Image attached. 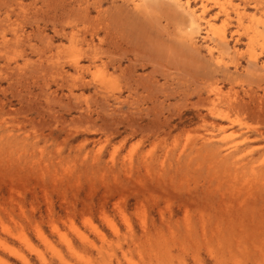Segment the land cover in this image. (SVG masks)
Listing matches in <instances>:
<instances>
[{
    "label": "rangeland",
    "instance_id": "obj_1",
    "mask_svg": "<svg viewBox=\"0 0 264 264\" xmlns=\"http://www.w3.org/2000/svg\"><path fill=\"white\" fill-rule=\"evenodd\" d=\"M263 36L264 0H0V264H264Z\"/></svg>",
    "mask_w": 264,
    "mask_h": 264
},
{
    "label": "bare ground",
    "instance_id": "obj_2",
    "mask_svg": "<svg viewBox=\"0 0 264 264\" xmlns=\"http://www.w3.org/2000/svg\"><path fill=\"white\" fill-rule=\"evenodd\" d=\"M225 8V7H224ZM237 15H238V18H239V24L240 25H242L243 24V19H244V16H245V14L242 12V11H240L239 9H237ZM194 16V15H193ZM199 17V16H198ZM193 22H195L196 23V19L193 17V20H192ZM191 21V22H192ZM194 23V24H195ZM192 26V25H191ZM258 26V25H257ZM247 29V28H246ZM253 29V28H252ZM248 30V29H247ZM194 31V30H193ZM199 33V32H198ZM222 34V33H221ZM260 34H262L260 31H259V29H256L254 32H253V34H251V37H250V44L251 45H253V42L255 41V39L258 37V36H261ZM218 35H220V34H218ZM223 39H225V37H227L226 36V33H224V34H222V36H221ZM264 37V36H263ZM263 37H261V38H263ZM221 38V39H222ZM250 45V46H251ZM75 62H76V65L78 66L79 64H80V60H79V58H76L75 59ZM80 66V65H79ZM83 70V68L82 67H80V69L78 70L79 72H81ZM213 141V140H212Z\"/></svg>",
    "mask_w": 264,
    "mask_h": 264
}]
</instances>
